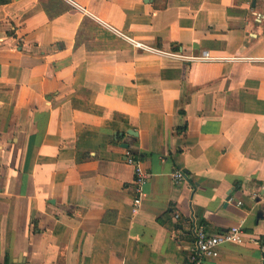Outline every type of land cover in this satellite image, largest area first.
Instances as JSON below:
<instances>
[{
  "label": "crops",
  "instance_id": "1",
  "mask_svg": "<svg viewBox=\"0 0 264 264\" xmlns=\"http://www.w3.org/2000/svg\"><path fill=\"white\" fill-rule=\"evenodd\" d=\"M68 1L0 0V264H263L264 0Z\"/></svg>",
  "mask_w": 264,
  "mask_h": 264
},
{
  "label": "built area",
  "instance_id": "2",
  "mask_svg": "<svg viewBox=\"0 0 264 264\" xmlns=\"http://www.w3.org/2000/svg\"><path fill=\"white\" fill-rule=\"evenodd\" d=\"M68 3L70 1L64 0ZM126 39L133 47L140 49L146 53L158 55L166 59L176 60L183 63H194V62H214L219 59L213 58L204 52L201 56L193 57L187 56L182 51H162L156 48H151L141 43ZM125 163L132 167L134 171L133 179V191L134 197L132 200V215L138 214L141 201L144 196L143 186L147 182L148 174L144 171L141 164L136 162L130 153L125 152ZM184 179V175L180 170L174 171L172 174V182L178 185L181 180ZM195 246L193 253L188 257L184 264H204L207 261L216 259L218 257V250L220 247L226 244H241L244 242V234L241 227H233L223 233L210 235L203 229L198 228L195 230ZM264 252V245H263ZM264 264V256H263Z\"/></svg>",
  "mask_w": 264,
  "mask_h": 264
},
{
  "label": "water",
  "instance_id": "3",
  "mask_svg": "<svg viewBox=\"0 0 264 264\" xmlns=\"http://www.w3.org/2000/svg\"><path fill=\"white\" fill-rule=\"evenodd\" d=\"M127 134L128 135H134V136H136V134L135 133H132V132H128ZM124 148H126V147H124Z\"/></svg>",
  "mask_w": 264,
  "mask_h": 264
}]
</instances>
